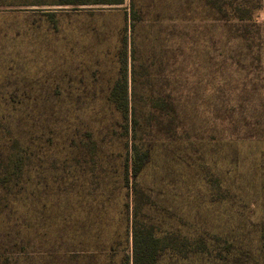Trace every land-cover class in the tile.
I'll list each match as a JSON object with an SVG mask.
<instances>
[{"label":"rangeland","instance_id":"rangeland-1","mask_svg":"<svg viewBox=\"0 0 264 264\" xmlns=\"http://www.w3.org/2000/svg\"><path fill=\"white\" fill-rule=\"evenodd\" d=\"M158 1L0 0V264H122L135 218L157 264H264V0Z\"/></svg>","mask_w":264,"mask_h":264},{"label":"trees","instance_id":"trees-1","mask_svg":"<svg viewBox=\"0 0 264 264\" xmlns=\"http://www.w3.org/2000/svg\"><path fill=\"white\" fill-rule=\"evenodd\" d=\"M49 2L58 6H110L123 9L125 19H130L133 27L149 5L154 3V7L161 8L158 0H152L149 4L145 0H49ZM127 41V36H125L123 44L126 51L121 58L120 76L109 93L108 100L115 105L126 122L125 128L128 134L129 122L135 121L136 125V109L130 106ZM128 153L125 164V182L129 186L131 178L142 171L150 152L144 150L134 140L130 147L128 145ZM168 246L169 238L157 236L152 227L141 225L135 218L132 225V255L126 254L122 264H157L160 252L166 250Z\"/></svg>","mask_w":264,"mask_h":264}]
</instances>
